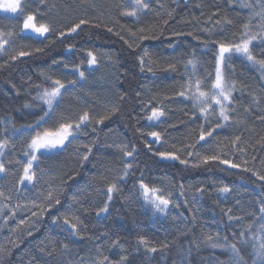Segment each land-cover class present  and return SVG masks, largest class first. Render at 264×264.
I'll use <instances>...</instances> for the list:
<instances>
[{"label": "trees", "instance_id": "trees-1", "mask_svg": "<svg viewBox=\"0 0 264 264\" xmlns=\"http://www.w3.org/2000/svg\"><path fill=\"white\" fill-rule=\"evenodd\" d=\"M144 2L149 8L135 9L136 16L131 17L122 13L134 10V0H25L26 7L37 4L41 21L54 31L45 39L18 29L0 51V142H7L0 148L5 168L0 173V264H98L105 257V264H120L121 257L125 264H234L226 247L205 243L208 236L214 243L224 245L226 238L228 244H236L244 264H262L254 249L264 240L259 231L264 224L259 211L264 181L256 175H264V69L238 57L224 67L225 80L235 82L232 103L226 108L228 122L217 118L219 108L212 99L199 104L193 97L196 80L199 91L208 95L214 90L217 41L238 42L245 24L260 32L264 19L255 14L264 0ZM46 7L55 11L48 13ZM80 19L89 23L59 37ZM19 47L23 49L17 51ZM36 48L42 52L36 53ZM251 48L258 60L264 59V41H254ZM21 51L32 54L19 57ZM88 52L97 56V65H87ZM145 53L141 70L139 58ZM190 59L196 61L195 70L185 67ZM77 65L84 80L74 71ZM49 77L60 79L67 90H62L54 114L37 130L75 122L84 111L94 120L112 107L118 111L101 125L82 126L62 150L38 153L32 168L36 178L23 184L27 146L35 135L26 129L43 115L45 105L37 97L52 87ZM70 80L77 81L74 87L68 85ZM182 91L185 97L179 95ZM158 107L165 116L147 121L151 109ZM201 107H208V112L200 113ZM153 131L161 133L159 141L147 135ZM209 131L212 136L200 141L201 132ZM133 148L134 158H125L123 152ZM166 151L176 152L188 165L156 155ZM217 154L241 167L218 162L194 166L197 156ZM128 163L133 165L130 174L120 180ZM141 178L160 192L163 182L169 181L180 224L170 223L166 211H154L145 202ZM113 183L121 191L113 193L108 212L98 216ZM187 184H194L199 213L188 205ZM224 186L231 191L221 192ZM49 192L60 200L50 208L45 199ZM65 216L82 223L79 236L65 228ZM141 237L157 251L148 252L138 244ZM63 245L67 251H62Z\"/></svg>", "mask_w": 264, "mask_h": 264}, {"label": "snow or ice", "instance_id": "snow-or-ice-1", "mask_svg": "<svg viewBox=\"0 0 264 264\" xmlns=\"http://www.w3.org/2000/svg\"><path fill=\"white\" fill-rule=\"evenodd\" d=\"M41 3H43V0H40ZM26 3L22 2V0H0V9H2L6 13H15L19 14L21 16H24L25 9H26ZM243 7L251 8V4H245ZM149 4L145 3L144 0H134V10L132 11H125L122 13V15L125 16H136V10L139 9L140 11H143L144 9H148ZM36 15L34 13H29L26 16H24L23 19V26L22 31L25 32V34H34L35 37H41V38H47L49 35L53 33V29L46 23H37L36 22ZM255 15L259 16L261 19H264V5H261V12L256 13ZM89 22L85 19H80L78 23H75L72 27L68 28L66 31H60L59 37L63 38L66 35H71L74 33H77L79 29H81L82 25H87ZM167 21H165V24ZM226 23H230L226 21ZM260 32L254 33L250 30V27L248 24L243 25V33L238 38V42H219L217 41L214 44V47L217 49L215 53V70H214V84L212 85L214 89V93L212 97H208V95L202 91H199L200 88V81H195V87L197 88V94L193 97L199 104H207L209 99H212L214 101V104L219 108L218 112V119L223 122H228L230 120L229 115L226 111V104L232 103V92L235 89V82H227L224 78L223 69L226 66H230V63L233 59V57L242 58L246 62L252 63V64H258L262 69H264V59H257V57L253 54L251 46L253 45L254 41L261 40L264 41V24L260 25ZM109 32L112 31L111 28L108 29ZM208 31V30H206ZM10 35V34H9ZM175 35H180L179 33H176ZM148 36H142V39H148ZM155 38V37H153ZM6 40H0V49L4 47V44H6ZM36 53L42 52V49L36 48L34 50ZM32 53L21 51L19 52V57H25L30 56ZM147 53H145L144 56H141L139 58V62L141 65V70H143L144 60ZM87 65L89 67L95 66L98 63L97 56L92 53H87ZM12 59H17V56H12ZM53 63H57L54 61ZM187 65H192L193 70L196 68V61L190 59L187 61V64L185 65L187 69ZM65 68H67V65H64ZM170 71H175V68L173 65H169ZM75 73L78 75V78L80 80L85 79V73L84 71L80 70V66L77 65L74 69ZM148 71L151 72L152 68H148ZM212 75V74H208ZM51 81L52 87L44 88L42 90V94L38 95L37 99L43 101L45 105V110L43 112V115H41L33 125H29L26 130L35 132V135L31 137L30 143L27 146V155H28V162L27 165L23 169V176L20 178V182L24 183L25 181L29 184L32 183V181L36 178V173L32 171L33 168V162L38 160L37 154L45 155L48 153H52L58 150H62L66 147V143H71L72 140L77 138V135H79L82 131V126L87 127L90 124H96L101 125L104 123L105 119L109 118L111 114H114L118 111V108L112 107L108 114L100 117L99 119H93L90 117L88 111H84L82 115H79L78 119L75 122H65V123H59L58 127L55 128V130L49 129V128H43L41 129L42 124L47 122V118H50L51 115L54 114L55 111V105L59 103V100L62 99L63 93L62 90H67L65 83H63L60 79L51 80V78H48ZM76 80H70L68 81V85L74 87L76 85ZM192 86V82H189L188 87ZM179 95L181 97H185V92H180ZM123 99V97H121ZM28 107V105H26ZM211 107V105H209ZM208 107H201L200 113L204 114L208 112ZM165 116V111L163 107L158 108H152L150 115L146 117L147 121H159L161 117ZM217 127H220L218 124ZM150 137L154 138V141H159L161 137V133L153 131L148 133ZM206 136L211 137L212 131H209L207 133L201 132L199 136V140L202 142H206ZM240 137H236V140H239ZM7 142H0V148H3ZM150 147V146H149ZM91 147L86 148V152H91ZM123 150V149H122ZM135 152V149L133 148L132 151H124L123 155L125 158L133 157V153ZM2 155V153H0ZM157 156H159L162 159H168V160H176L179 161L181 164L188 165V160H181L180 156L176 154L174 151H166V152H157ZM192 155V152L189 151V156ZM134 158V157H133ZM83 160L87 161L88 155H84L82 157ZM196 159L198 160V164L194 166H199V164H208L209 162H218L222 165L228 166L232 169H238L241 167L240 164L233 163L230 159H222L221 155H208V156H197ZM133 167L131 163H128L125 165L123 169V176L120 177V180H123L127 178V176L130 174V169ZM4 164L0 163V173L4 172ZM256 175L259 176V179L261 181H264V175H259L257 173ZM139 189L143 193V198L146 203L150 204L154 211L164 213L166 209L168 208L169 204L171 203L168 198L163 195L159 189L150 188L149 185L145 184L143 179L141 178L139 183ZM121 189L118 187L116 183H113L109 185L106 189V195H107V202L104 203V206L99 209L97 212V215L99 216L102 213L108 212V205L113 199V193H119ZM223 193H228L231 191V189L228 186H224L220 189ZM159 193V194H158ZM2 195V193H0ZM45 199L48 201V207L50 208L53 203L59 204L60 200L53 196L52 192H49L48 195L45 197ZM230 211V210H229ZM261 216L260 219L264 220V205H261L259 209ZM35 214V213H34ZM229 221H232L234 217L229 215L228 217ZM60 219L59 217L53 219V223H56V221ZM74 219H69L67 216L63 217V225L67 230L73 234L74 236H79L80 234V228L83 226L81 222L76 220V222H73ZM23 223V221H21ZM259 231L261 233H264V224H260ZM243 232L240 233V236L243 237ZM235 238V234H233ZM218 238V237H217ZM255 238V237H254ZM148 241L141 237L138 240V244L143 245L148 252L155 253L157 251L156 247H148ZM205 243L209 244L213 248H227L233 256L234 264H244L242 257L240 256L239 249L237 248L236 244H228L227 240L225 238V244L221 245L218 243H214L211 236H208L205 240ZM241 243H244L243 240H241ZM162 247H167V245H162ZM62 251H67V245L62 246ZM254 255L260 258L262 264H264V240H262L261 243L254 249ZM108 261V258L105 257L103 261H99L98 264H105V262ZM110 264V262H108ZM120 264H125V259L121 257Z\"/></svg>", "mask_w": 264, "mask_h": 264}, {"label": "rangeland", "instance_id": "rangeland-1", "mask_svg": "<svg viewBox=\"0 0 264 264\" xmlns=\"http://www.w3.org/2000/svg\"><path fill=\"white\" fill-rule=\"evenodd\" d=\"M22 2L25 3V0H22ZM36 5H29L28 7H26L24 16H26L29 13L37 14L38 7ZM53 6H51V7L56 8L55 5H53ZM52 8L46 7V8H44V10H46L48 13H52V10L55 11V9H52ZM24 16H21L19 14H15V13H6L2 9H0V40L8 41V38L13 36V34H17L18 29H20L19 32L22 33L23 32L22 26H23ZM36 22L38 24L43 23L41 21V14L36 15ZM23 33H25V32H23ZM22 49L23 48L19 47L17 49V51H20ZM0 51H1V49H0ZM213 93H214V90L211 91L208 94V96L212 97ZM227 106L228 105L226 104V108H227ZM25 183H28V182L25 181L23 184H25ZM193 185L194 184H187L185 186V190L188 194L187 202H188V205L191 207V209H193L194 212L199 213L201 210V207H200L198 200L195 198L194 191H193ZM161 191H162L161 193L163 195H165V197L168 198L171 202L169 204L168 208L166 209V213H167V216L170 220V223L180 224L178 221H179V217L181 218V216L179 215V212L177 211V209L175 207L178 204V201H175L174 197H172V186L168 180H165L163 182ZM180 212L183 214V211H180Z\"/></svg>", "mask_w": 264, "mask_h": 264}]
</instances>
